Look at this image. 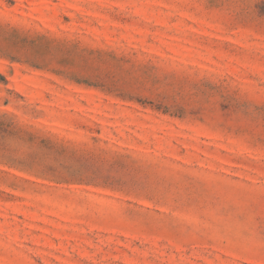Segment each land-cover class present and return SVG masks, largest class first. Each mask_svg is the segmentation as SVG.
Returning a JSON list of instances; mask_svg holds the SVG:
<instances>
[{
  "label": "rangeland",
  "instance_id": "1",
  "mask_svg": "<svg viewBox=\"0 0 264 264\" xmlns=\"http://www.w3.org/2000/svg\"><path fill=\"white\" fill-rule=\"evenodd\" d=\"M0 264H264V0H0Z\"/></svg>",
  "mask_w": 264,
  "mask_h": 264
}]
</instances>
